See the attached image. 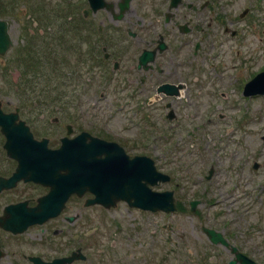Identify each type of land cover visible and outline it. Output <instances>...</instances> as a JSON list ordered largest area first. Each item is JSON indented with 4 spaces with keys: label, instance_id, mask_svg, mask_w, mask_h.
Segmentation results:
<instances>
[{
    "label": "flooded vegetation",
    "instance_id": "flooded-vegetation-1",
    "mask_svg": "<svg viewBox=\"0 0 264 264\" xmlns=\"http://www.w3.org/2000/svg\"><path fill=\"white\" fill-rule=\"evenodd\" d=\"M26 1L29 7L26 23L31 34L38 27L49 34L57 18L65 27H61L65 36L68 30L75 35L76 45L66 48L64 56L80 57L82 62L88 61L89 66L112 78L120 102L124 95L131 96L130 106L121 103L118 107V116L124 119L119 127L92 122L87 112L83 125L73 115L69 137L76 140L81 133L88 132L93 137L117 142L131 157L142 148L130 118L133 102L138 107L146 100L149 108L143 105L141 108L149 111L148 120L165 122L159 130L161 138L168 127L173 128L169 116L177 121L185 107L180 95L164 94L152 101L157 90L164 85L177 87L170 89L171 93L177 90L180 94L181 85L187 90L197 69L193 59L205 55L214 42L224 48L226 42L221 34H230L231 30L240 33L245 26L249 27L244 20L250 15L257 21L256 31H264V0H92V4L88 0H44L47 18L44 24L40 23L43 8L32 7V0ZM242 5L250 7L244 11ZM14 6L4 12L0 8V14L6 13L8 20L16 17ZM22 34H26L23 27L19 30V35ZM24 44L21 39L13 46L24 51ZM72 51L75 54L70 55ZM141 56L144 63L140 62ZM0 61L5 62L2 58ZM4 73L5 70L3 73L0 70V113L8 120L4 126L9 128L4 133L0 126V264H100L96 259L101 248L93 240L102 236L97 233L99 230H111L109 222L116 219V211L125 202L113 209L102 205L89 208L86 201L91 194L84 197L78 194L63 203V193L42 180L43 170L37 160L33 166L22 163L24 157H30L29 132L35 157L46 148L43 139H48L47 147L51 150L58 149L66 133L60 135L58 127L51 125L53 121L45 118L48 113L28 112L24 98L16 103L3 80ZM73 89L53 96L74 99L82 93L76 86ZM42 100L41 97L37 104ZM155 112L161 122L153 121ZM14 118L17 119L13 124ZM91 140V137L83 139L84 145ZM153 147L159 150L156 139ZM240 245L242 251L244 244Z\"/></svg>",
    "mask_w": 264,
    "mask_h": 264
},
{
    "label": "rangeland",
    "instance_id": "rangeland-1",
    "mask_svg": "<svg viewBox=\"0 0 264 264\" xmlns=\"http://www.w3.org/2000/svg\"><path fill=\"white\" fill-rule=\"evenodd\" d=\"M5 1L7 6L15 5L13 12L16 17L9 18L15 43L19 40V30L21 24L26 23L28 13L19 2L15 3L17 0ZM61 27L65 28L61 24L51 29V45L64 48L76 45L74 33L68 30L65 36ZM33 43L37 42H32L21 57L27 59L25 54L31 51ZM42 45L46 49V45ZM224 49L225 61L197 58L191 86L184 92L185 98H193L188 103L181 101L185 107L184 113L177 121H172L173 128L169 131L168 139L162 136L164 144L159 147V158L145 144L143 150L139 151V154L154 159L162 173L172 176L168 184L158 185L155 190H174L173 198H186L187 210L166 215L163 211L146 213L120 207L115 214L117 217L121 215V228L112 227L109 222L111 230H99L97 233L100 232L102 236L93 240L95 246L101 248L100 256L96 259L100 264H229L234 257L231 248L225 252L223 246H215L202 231L206 227L219 234L220 229L227 225L226 230L232 233L233 239L244 244V249L240 251L258 263L264 262V96L240 102L238 93L239 80L264 67V31L242 32L241 38L230 39ZM212 54L213 51L210 56ZM215 63L221 66L223 72L215 70ZM24 64L22 61L19 65H10L12 80L21 78L18 67ZM82 74L88 77L86 72L82 71ZM91 75L95 80L100 78L97 69ZM246 80L243 79L242 84ZM90 85L94 87L95 81ZM43 86L50 84H42L40 91ZM90 92L78 104L84 111L98 104L103 107L95 111L101 114L100 122L114 127L123 124L122 115L115 118L110 115L115 111L112 91L101 99L98 94ZM45 94H50V91ZM223 94L227 95L226 98H223ZM216 102H219V108ZM52 104H43V109L52 110ZM239 104L246 105L249 117L245 121L239 116ZM210 107L215 110L211 115L208 114ZM148 112H144L145 117ZM218 114H226V118L221 120ZM153 121H160L156 112ZM145 127L149 130L148 126ZM133 136L132 133L130 137ZM215 148L219 150L217 164L213 178L206 181L204 177L212 164L209 159L217 152L213 150ZM256 163L260 164L258 169H254ZM255 181L261 185L255 191L259 198L252 204L248 192L252 187L257 188ZM193 199L203 203H197L194 213L189 204Z\"/></svg>",
    "mask_w": 264,
    "mask_h": 264
},
{
    "label": "water",
    "instance_id": "water-1",
    "mask_svg": "<svg viewBox=\"0 0 264 264\" xmlns=\"http://www.w3.org/2000/svg\"><path fill=\"white\" fill-rule=\"evenodd\" d=\"M0 51H3L1 53H4L9 47L10 44V37L9 35H7V24L5 22H0ZM3 42V43H2ZM264 82V78H260L258 80L255 81V83L253 85H255L256 83H263ZM260 89V88H259ZM259 91V90H258ZM138 173L137 171L133 174V173H129V177H131L134 181H137L138 179H144L146 180L145 185L141 184L140 185V189L135 188L134 187V194L135 197L134 199L137 200L135 202V205L142 207L143 209H151V210H157L158 207L164 209V210H173L174 206L172 205L171 201H169V199H171V193L168 194H164V195H158L153 193L148 187L147 184L150 183L152 185H155L158 181V179H161L163 181L168 180V178L166 176H163L161 174H159L158 172H155V168L154 165L152 164V162L147 159L144 158L140 161V165L138 164ZM127 194V193H126ZM163 196V204H157L156 202V198ZM125 199H129L127 197V195L124 197ZM172 200V199H171ZM168 201V202H167ZM209 237L216 241V240H222V237L218 234H215L213 231H209L206 230Z\"/></svg>",
    "mask_w": 264,
    "mask_h": 264
}]
</instances>
